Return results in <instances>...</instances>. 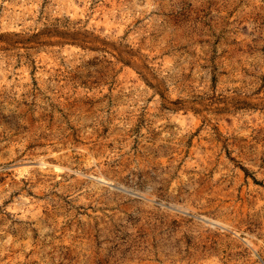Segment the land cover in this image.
<instances>
[{
    "label": "rangeland",
    "instance_id": "1",
    "mask_svg": "<svg viewBox=\"0 0 264 264\" xmlns=\"http://www.w3.org/2000/svg\"><path fill=\"white\" fill-rule=\"evenodd\" d=\"M0 264H264V0H0Z\"/></svg>",
    "mask_w": 264,
    "mask_h": 264
},
{
    "label": "bare ground",
    "instance_id": "2",
    "mask_svg": "<svg viewBox=\"0 0 264 264\" xmlns=\"http://www.w3.org/2000/svg\"><path fill=\"white\" fill-rule=\"evenodd\" d=\"M43 163V162H40V164Z\"/></svg>",
    "mask_w": 264,
    "mask_h": 264
}]
</instances>
